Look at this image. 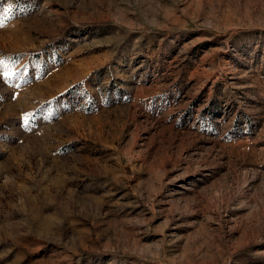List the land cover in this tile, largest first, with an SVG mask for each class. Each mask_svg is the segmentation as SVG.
Here are the masks:
<instances>
[{"label":"rangeland","instance_id":"obj_1","mask_svg":"<svg viewBox=\"0 0 264 264\" xmlns=\"http://www.w3.org/2000/svg\"><path fill=\"white\" fill-rule=\"evenodd\" d=\"M0 25V264H264V0Z\"/></svg>","mask_w":264,"mask_h":264},{"label":"snow or ice","instance_id":"obj_2","mask_svg":"<svg viewBox=\"0 0 264 264\" xmlns=\"http://www.w3.org/2000/svg\"><path fill=\"white\" fill-rule=\"evenodd\" d=\"M11 5H9L7 8H4L3 11L5 14H7L8 12L11 11ZM2 26V25H0ZM0 65H3V62L0 61ZM3 68H4V71H3V76L4 78L7 80V79H10L11 77H13L14 75H19L20 73H14L7 65H3ZM32 114H26L24 117H23V123L25 126L28 125L29 123V118Z\"/></svg>","mask_w":264,"mask_h":264}]
</instances>
